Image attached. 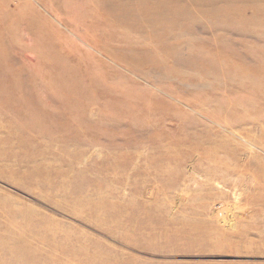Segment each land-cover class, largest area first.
Here are the masks:
<instances>
[{
    "label": "rangeland",
    "instance_id": "rangeland-1",
    "mask_svg": "<svg viewBox=\"0 0 264 264\" xmlns=\"http://www.w3.org/2000/svg\"><path fill=\"white\" fill-rule=\"evenodd\" d=\"M156 246L264 264V0H0V264Z\"/></svg>",
    "mask_w": 264,
    "mask_h": 264
},
{
    "label": "crops",
    "instance_id": "crops-1",
    "mask_svg": "<svg viewBox=\"0 0 264 264\" xmlns=\"http://www.w3.org/2000/svg\"><path fill=\"white\" fill-rule=\"evenodd\" d=\"M151 251V249H147ZM155 253V263L153 264H183L178 259L170 258L172 250L167 246H156L153 250Z\"/></svg>",
    "mask_w": 264,
    "mask_h": 264
}]
</instances>
